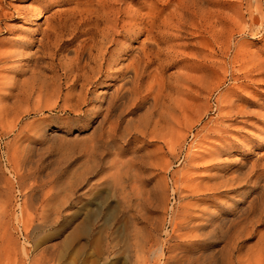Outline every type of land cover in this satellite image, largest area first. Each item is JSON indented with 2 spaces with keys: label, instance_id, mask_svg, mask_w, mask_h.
<instances>
[{
  "label": "rangeland",
  "instance_id": "374dc122",
  "mask_svg": "<svg viewBox=\"0 0 264 264\" xmlns=\"http://www.w3.org/2000/svg\"><path fill=\"white\" fill-rule=\"evenodd\" d=\"M88 2L0 0V264H264V0H122L159 58L105 120L146 34L72 86L58 61L95 29ZM177 75L191 92L158 94Z\"/></svg>",
  "mask_w": 264,
  "mask_h": 264
},
{
  "label": "bare ground",
  "instance_id": "6f19581e",
  "mask_svg": "<svg viewBox=\"0 0 264 264\" xmlns=\"http://www.w3.org/2000/svg\"><path fill=\"white\" fill-rule=\"evenodd\" d=\"M186 1V0H185ZM3 2V1H1ZM196 2V1H195ZM120 3H122V0H93L92 2H88L87 4H90L91 7L89 10L86 11L87 15L92 16V24L95 29L87 30L86 32H83V35L86 36L85 39H83L80 43L79 49L75 52V56L71 60H62L58 62H63L61 64V68L63 70V76L64 80L67 78L69 80V77L72 79V86L76 84V82L81 81L82 85L80 87H90L93 85H99V80L104 77L106 78L108 71L113 67L116 66L118 62H122V57L126 56V53L130 51V49H122L118 48L119 40L122 39L125 41H130L138 38L143 33L146 34V37L141 46L142 49L139 50V54L137 57H133L130 59L129 63L130 65L126 66L124 69L125 74H131L132 76L126 77V82L124 85L119 87L118 89L113 88L110 91H102L99 96L102 97V102L100 103V109H102L105 112L104 120L106 119L107 114H109L114 108L119 107L121 109H127L129 106H131V103H133L136 100L137 94L140 95L138 92V82L140 79L144 76V73L146 72L149 65L153 63L154 60L159 58L158 52L155 53L153 50H151L150 45L148 42L153 41V35L152 31L155 28L153 24H151L150 29H144L140 28L141 20L139 18V15L136 13H130L126 11V9L122 8L120 6ZM193 4V2H192ZM196 4V3H194ZM77 6V5H76ZM188 8V7H187ZM186 8V9H187ZM194 9V8H193ZM78 12V11H77ZM179 12V11H178ZM75 13V12H74ZM79 13V12H78ZM84 13V12H83ZM82 14V11H81ZM31 16V15H30ZM183 17V16H182ZM154 18V17H153ZM1 19V17H0ZM152 19V17H151ZM1 21V20H0ZM148 21V20H147ZM82 22V21H81ZM87 22V21H86ZM157 26V25H156ZM99 27H101L99 29ZM53 31V30H52ZM155 31V30H154ZM159 32V31H158ZM165 34V33H163ZM158 37V36H157ZM43 38L39 40L40 43L43 42ZM46 38V37H45ZM44 38V39H45ZM153 39V40H152ZM167 39V38H166ZM149 42V43H150ZM145 43V45H144ZM146 43L148 45H146ZM152 43V42H151ZM155 44V42H154ZM159 44V43H158ZM122 47V45H121ZM128 47V46H127ZM154 47V45H153ZM38 48V47H37ZM124 48V47H123ZM157 48V47H156ZM155 51V50H154ZM158 51V50H157ZM42 52V51H41ZM47 52V51H46ZM45 52V53H46ZM161 52V51H160ZM39 52L37 49V52L33 54L34 58V71H38V75L41 76V71L45 73L44 71L50 70L52 68V64L49 62H44L42 56H38ZM136 54V53H135ZM43 55V53H42ZM48 55V54H47ZM53 55V54H52ZM45 57V56H44ZM49 58V57H48ZM206 58V57H205ZM204 58V59H205ZM32 59V58H31ZM52 59V58H51ZM49 59V60H51ZM55 59V58H54ZM70 59V58H69ZM211 59V58H210ZM173 60V59H172ZM181 60V59H180ZM53 62V60H51ZM128 63V64H129ZM158 63V62H157ZM156 63V64H157ZM54 64V63H53ZM154 64V63H153ZM159 64V63H158ZM169 64V63H168ZM167 64V65H168ZM179 62H173L170 65L171 66H177ZM30 65V64H29ZM118 65V64H117ZM143 65V66H142ZM55 66V65H54ZM184 66V65H183ZM160 67V66H159ZM60 68V69H61ZM159 69V68H158ZM157 69V70H158ZM184 69V68H181ZM41 70V71H40ZM61 70V71H62ZM40 71V73H39ZM52 71V70H51ZM156 71V70H154ZM180 71V70H179ZM158 72V71H157ZM185 72V71H184ZM183 72V74H184ZM33 73V72H32ZM37 73V72H36ZM35 73V74H36ZM42 73V74H43ZM55 73V72H54ZM155 72H153L154 74ZM160 73V72H159ZM162 73V72H161ZM62 74V73H61ZM124 74V75H125ZM156 74V73H155ZM34 75V73H33ZM56 75V74H55ZM188 74H186L187 76ZM37 74L34 76L35 78ZM45 77V75L43 74ZM154 76V75H153ZM163 76V75H162ZM61 77V76H60ZM176 77V76H175ZM41 78V77H40ZM47 78V77H46ZM154 77H152L153 79ZM164 79V77H163ZM169 79V78H168ZM175 79V83L169 84L168 87H166L165 83L163 81L160 83L158 87V94L164 93L165 90H169L168 92L175 91L177 95H181L184 93L185 87L188 89V93L191 92V88L195 86L191 82L189 83V78H185V75H177ZM191 79V78H190ZM193 79V78H192ZM191 79V80H192ZM195 79V78H194ZM42 80V79H41ZM50 80V79H49ZM58 80V79H57ZM61 80V79H60ZM66 80V81H67ZM104 80V79H103ZM47 81V80H46ZM53 81V80H52ZM56 82V81H54ZM168 82V81H167ZM35 83V82H34ZM39 83V82H38ZM68 83V82H67ZM71 83V82H69ZM123 83V82H122ZM157 84V83H156ZM187 84V85H186ZM37 85V84H36ZM45 85V84H44ZM40 86V84H39ZM119 86V84H118ZM61 87V85H60ZM185 89V91H186ZM193 89V88H192ZM34 90V89H33ZM72 90V89H70ZM87 90V89H86ZM140 90V89H139ZM40 91V90H37ZM83 91V90H82ZM164 91V92H163ZM34 92V91H33ZM84 92V91H83ZM195 92V90H194ZM166 93V92H165ZM187 93V95H188ZM196 93V92H195ZM32 94V93H31ZM37 94V93H36ZM174 94V93H172ZM84 95V94H82ZM86 95V93H85ZM138 95V97H139ZM171 95V94H170ZM158 96V95H157ZM172 96V95H171ZM32 97V96H30ZM37 97V96H36ZM137 97V98H138ZM168 97V96H167ZM164 98V97H163ZM32 99V98H31ZM39 99V98H38ZM165 99V98H164ZM30 100V99H29ZM139 100V99H138ZM40 104V103H38ZM35 105V104H34ZM118 105V106H117ZM156 105V102L153 104ZM159 105V104H158ZM133 106V105H132ZM152 106V104H151ZM118 109V108H117ZM130 109V108H129ZM96 110V109H95ZM118 110V112H119ZM128 110V109H127ZM126 110V111H127ZM127 113V112H126ZM104 114V113H103ZM111 117V116H110ZM119 117V116H118ZM115 118V117H114ZM112 118H110L111 120ZM122 121V120H121ZM110 122V121H108ZM107 122V124H109ZM126 122V120H125ZM124 123V122H123ZM122 123V124H123ZM111 124V123H110ZM104 125V124H103ZM120 125V124H119ZM107 126V125H106ZM105 127V125H104ZM103 127V128H104ZM109 127V126H108ZM111 127V126H110ZM119 127V126H118ZM108 129V128H107ZM96 130V129H95ZM104 130V129H103ZM119 130V129H117ZM99 131V129H98ZM102 133V132H101ZM107 133V132H106ZM116 133V132H115ZM112 134V133H111ZM113 135V134H112ZM114 136V135H113ZM125 136V135H124ZM109 138V137H108ZM97 139V138H96ZM98 140V139H97ZM115 140V139H114ZM103 141V140H102ZM101 141V142H102ZM113 141V140H112ZM109 142H111L109 140ZM97 143V142H96ZM104 143V142H103ZM111 144V143H110ZM114 144V143H113ZM92 145V144H91ZM103 147V145H101ZM110 146V145H109ZM115 146V145H114ZM99 147V146H98ZM100 148V147H99ZM97 148V149H99ZM95 150V149H94ZM91 156V155H90ZM93 157V156H92ZM99 157V156H98ZM98 160V158H97ZM99 161V160H98ZM140 175V174H139ZM134 178V177H133ZM86 180V179H85ZM79 181V180H78ZM141 181V180H140ZM143 181V180H142ZM81 182V180H80ZM122 182V181H121ZM137 182V181H136ZM83 183V182H82ZM80 185V184H79ZM74 186V185H73ZM123 186V185H122ZM78 187V186H77ZM76 187V188H77ZM121 187V186H120ZM75 189V188H74ZM125 189V188H124ZM159 194H162L161 188L157 187ZM73 190V189H72ZM119 192V190H117ZM157 192V191H156ZM155 192V193H156ZM123 195V189L120 188V192L117 195ZM157 194V193H156ZM120 196V197H121ZM144 197V196H143ZM119 198V197H118ZM144 199V198H143ZM126 200V199H125ZM144 201V200H142ZM141 201V203H143ZM127 202V201H126ZM126 202H124V197L122 196L119 199L120 203V213L125 210V208H128L126 205ZM140 202V201H139ZM145 204V203H143ZM142 205V204H141ZM127 206V207H126ZM20 214H17L16 218L20 217ZM145 216V215H144ZM213 215L210 213H206L201 215L199 218L201 222L204 223V225H200V227L196 226L197 230H202L205 225L206 227L213 222ZM198 232V231H196ZM173 252V251H172ZM175 255V254H174ZM179 256V255H178ZM177 256V257H178ZM173 259V258H172ZM173 262V261H172Z\"/></svg>",
  "mask_w": 264,
  "mask_h": 264
}]
</instances>
